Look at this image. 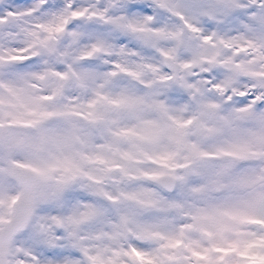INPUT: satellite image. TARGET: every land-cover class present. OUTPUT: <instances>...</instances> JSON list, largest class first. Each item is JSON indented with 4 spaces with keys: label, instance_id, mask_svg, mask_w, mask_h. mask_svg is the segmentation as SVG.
<instances>
[{
    "label": "clouds",
    "instance_id": "clouds-1",
    "mask_svg": "<svg viewBox=\"0 0 264 264\" xmlns=\"http://www.w3.org/2000/svg\"><path fill=\"white\" fill-rule=\"evenodd\" d=\"M0 264H264V0H0Z\"/></svg>",
    "mask_w": 264,
    "mask_h": 264
}]
</instances>
